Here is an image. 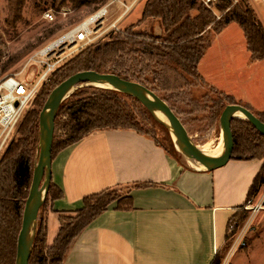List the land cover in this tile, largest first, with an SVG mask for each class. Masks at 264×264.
Segmentation results:
<instances>
[{
    "label": "crops",
    "instance_id": "obj_1",
    "mask_svg": "<svg viewBox=\"0 0 264 264\" xmlns=\"http://www.w3.org/2000/svg\"><path fill=\"white\" fill-rule=\"evenodd\" d=\"M198 71L239 105L264 112V60H252L239 24L215 35ZM263 163L230 160L207 171L180 163L133 130L94 132L52 158L51 182L63 196L47 208V246L61 215L76 216L89 195L124 188L133 208L112 204L72 243L63 264H212L230 219L251 210L247 196Z\"/></svg>",
    "mask_w": 264,
    "mask_h": 264
},
{
    "label": "trees",
    "instance_id": "obj_2",
    "mask_svg": "<svg viewBox=\"0 0 264 264\" xmlns=\"http://www.w3.org/2000/svg\"><path fill=\"white\" fill-rule=\"evenodd\" d=\"M48 1H51L54 7H61L70 2L74 8H79L92 4L101 5L108 0H46V2ZM9 3L14 13V19H18L24 0H9ZM232 3L233 0H219L216 2V7L218 10L224 11ZM195 12L196 14H194ZM148 19L161 20L165 32H168L167 42L169 43H178L196 37L198 39L213 21L211 13L199 0H147L142 17L136 24L130 25L121 33L111 35L103 42L82 49L50 78V82L44 85L40 97L37 98L35 108L28 113L21 124L19 138L13 140L0 161V264H15L16 261L17 241L22 226L24 205L34 172L33 158L39 143L40 114L50 93L71 76L84 71L114 74L122 79L140 83L152 90V81L147 76L144 77L145 73L147 75L164 74L153 66V62L161 65L160 57H170V54L161 51L154 45L137 40L144 36L137 32L136 28ZM231 23L239 24L244 30L252 60H264V27L258 20L255 10L242 0V5H237L229 10L222 21L218 23L216 34ZM210 45L211 43L205 48L195 50L190 56L185 54L189 48L179 49L182 54L181 59L186 63L184 66L186 73L191 72L194 75L195 73L199 75V62ZM139 54L145 56L146 65L143 68L140 67ZM131 55L129 67L127 56ZM129 100L146 108L138 99L112 89L96 88L92 91L78 89L71 94L61 104L58 111L55 125L60 127L63 136L59 139L54 137L52 158L58 152L79 143L98 131L133 130L150 137L138 128ZM227 100L226 106L239 105L230 97H227ZM254 115L264 123V112ZM61 118L65 120L60 122ZM231 128L234 137L231 160L264 161V135L258 132L247 119L234 118ZM153 140L170 156L182 163L171 137L168 138L167 144ZM182 164L187 165L186 163ZM263 188L264 163L250 188L247 202L259 194ZM62 196V191L51 182L46 201L38 214L29 264H63L72 243L112 204L117 203L118 210L129 211L133 208L132 199L122 196L118 189H108L98 194L89 195L84 198V206L76 216L61 215L59 234L54 245L48 247L47 208L50 200L60 199ZM247 218V212H236L230 219L228 233H230V224L236 223L233 228V232H235L243 226ZM228 237L227 234L226 241ZM212 264H221L219 254Z\"/></svg>",
    "mask_w": 264,
    "mask_h": 264
},
{
    "label": "rangeland",
    "instance_id": "obj_3",
    "mask_svg": "<svg viewBox=\"0 0 264 264\" xmlns=\"http://www.w3.org/2000/svg\"><path fill=\"white\" fill-rule=\"evenodd\" d=\"M243 1L255 10L258 15V20L264 27V3L254 0ZM111 2L112 0H108L101 5L92 4L74 8L70 2H67L61 7H54L51 1L24 0L20 17L14 19V13L13 10H11L9 0H0V80L9 76H16V79L22 82L37 81L43 71V68L39 66V64L33 63L32 61L34 58L38 60L37 53L66 33L78 28L92 15L96 14ZM146 2L147 0H118L112 3L108 8V14L101 22V30L97 35H93L91 43L79 44L81 48L64 59L57 66L52 76L82 49L89 45L103 42L111 35L119 32L121 33L129 28L130 25L136 24L142 17ZM199 2H201V0H199ZM122 3L126 5L135 4L131 11L125 14L126 10ZM237 5H242V0H233L229 8L224 11L218 10L216 3L210 6L204 5L211 13L213 21L210 26L200 34L201 37L198 39H196V37L178 43L167 42L168 32H165V28L162 26L161 20L159 19H148L136 28V31L144 36L137 38L138 41L154 45L161 51L169 53L171 57H160L159 60L162 61L161 65H158L157 62H153V66L156 67L157 70L160 69L164 74L147 75L145 73L144 77L147 76L150 81H152V90L166 101L180 118L194 144L206 152L219 147L220 140L223 139L220 118L228 103L227 96L212 87L200 73L199 75L196 73L194 75V73L191 72L186 73L184 70L186 63L185 60L181 59L182 54L179 49L184 47L189 48L185 54L190 56L195 50L207 47L212 43L211 41L218 31V23L222 21L229 10ZM46 12H51L54 15L53 21L45 18ZM194 14H196V12ZM114 25L117 26V29H113ZM92 28L94 27L92 26ZM235 28L241 33V29L238 26ZM130 57H132V55L127 56V65H129V67L131 65V61H129ZM138 58L141 62L140 67L143 68V66L146 65L144 61L145 56L139 54ZM44 85L34 100L33 105L18 124L13 140L19 138L21 124L24 122L28 113L35 108V103L37 98L40 97ZM96 88L100 87L91 84L78 87V89H89L90 91ZM75 91H72L71 94ZM128 102L135 113L138 128L162 144H167L168 138L171 137L175 144V149L179 154L178 158L182 163H188L191 166L199 167L182 153L177 145L176 137L161 121L162 119L159 113L157 114L158 117H156L141 104L133 100H129ZM252 113L258 114L255 112ZM60 120V122H62L65 119L61 118ZM243 120H246V118ZM59 128L60 127L56 126L55 137L57 139L63 136ZM7 149L1 155L0 161L3 159L2 157H4ZM39 152L40 136L37 151L33 158L34 168L38 162ZM118 191L121 195L126 193V189L124 188H120ZM251 200V206H261V209L245 211L247 212L248 218L245 220L243 226L235 232L228 233V240L220 253L221 264H264V188ZM243 211L244 210H240L239 212L241 213Z\"/></svg>",
    "mask_w": 264,
    "mask_h": 264
},
{
    "label": "water",
    "instance_id": "obj_4",
    "mask_svg": "<svg viewBox=\"0 0 264 264\" xmlns=\"http://www.w3.org/2000/svg\"><path fill=\"white\" fill-rule=\"evenodd\" d=\"M90 83L108 85L109 89L138 99L156 117L158 113L163 115L166 121H161L176 137L177 145L182 153L207 171L222 168L232 159L234 137L231 124L232 120L237 118L236 112L244 114L257 131L264 135V123L249 109L241 105H228L220 118L222 137L225 141L224 152L218 157L209 156L194 144L180 118L167 102L146 86L122 79L114 74H100L95 71L79 72L71 76L53 90L40 114V152L23 210L22 226L17 241L16 264H29L30 261L38 214L46 201L52 178V149L59 108L72 91Z\"/></svg>",
    "mask_w": 264,
    "mask_h": 264
},
{
    "label": "built area",
    "instance_id": "obj_5",
    "mask_svg": "<svg viewBox=\"0 0 264 264\" xmlns=\"http://www.w3.org/2000/svg\"><path fill=\"white\" fill-rule=\"evenodd\" d=\"M118 0L112 2L96 14L92 15L87 21L89 23L85 28H76L69 33H66L53 43L42 48L37 53V58L32 59L33 63L39 64L43 68L40 77L35 82L19 81L16 76H9L0 80V157L12 142L16 128L22 118L33 105L34 100L40 93L44 84L50 81L52 74L57 69V66L67 57L71 56L74 51L81 48L79 44L91 43L93 35L101 30V22L108 14L109 6ZM204 5L210 6L219 0H201ZM262 1L264 0H254ZM122 3L125 8V14L131 11L133 5ZM45 18L50 21L54 19L51 12L45 13ZM92 26L95 28H92ZM117 29V26H113ZM31 61V62H32ZM252 200L248 201L246 208L251 210H260L261 206H251ZM236 223L230 224V232Z\"/></svg>",
    "mask_w": 264,
    "mask_h": 264
},
{
    "label": "bare ground",
    "instance_id": "obj_6",
    "mask_svg": "<svg viewBox=\"0 0 264 264\" xmlns=\"http://www.w3.org/2000/svg\"><path fill=\"white\" fill-rule=\"evenodd\" d=\"M88 23H89V21H86L83 24H81L78 28H85ZM90 84L93 85V86H96V87H100V88H107V89L110 88V86L104 85V84H98V83H90ZM159 116H160V118L162 120L166 121V119H165V117L163 115L160 114ZM235 117L241 118V119H245L246 118L245 115L242 114L241 112H236L235 113ZM224 149H225V141H224V139H221L219 147H216L213 150H210L209 152H206V151H203V150L202 151L204 153H206L207 155H209V156L218 157V156H221L223 154ZM198 166L200 168H203L201 165H198Z\"/></svg>",
    "mask_w": 264,
    "mask_h": 264
}]
</instances>
